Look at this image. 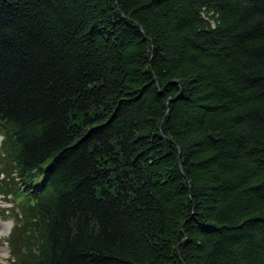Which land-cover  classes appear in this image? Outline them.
I'll return each instance as SVG.
<instances>
[{
	"label": "trees",
	"instance_id": "trees-1",
	"mask_svg": "<svg viewBox=\"0 0 264 264\" xmlns=\"http://www.w3.org/2000/svg\"><path fill=\"white\" fill-rule=\"evenodd\" d=\"M0 134L11 264H264V0H0Z\"/></svg>",
	"mask_w": 264,
	"mask_h": 264
},
{
	"label": "rangeland",
	"instance_id": "rangeland-1",
	"mask_svg": "<svg viewBox=\"0 0 264 264\" xmlns=\"http://www.w3.org/2000/svg\"><path fill=\"white\" fill-rule=\"evenodd\" d=\"M0 144H1V140H0ZM1 197L2 196L0 195V198ZM3 205H5V203H3ZM6 205L12 206L13 202L6 203ZM10 212H11L10 210L9 211H5L4 209L0 210V221L7 222V223L11 224V226L8 229L7 233L2 234L0 232V264H11L10 260H11L12 253L10 254V252H11V249L9 247L10 244L8 246V241L7 240H8V237L10 235L11 229L13 228V226L16 223H15L14 218L11 217V213Z\"/></svg>",
	"mask_w": 264,
	"mask_h": 264
},
{
	"label": "bare ground",
	"instance_id": "bare-ground-1",
	"mask_svg": "<svg viewBox=\"0 0 264 264\" xmlns=\"http://www.w3.org/2000/svg\"><path fill=\"white\" fill-rule=\"evenodd\" d=\"M10 226H11V224L7 223V222L6 223H0V230L4 229V231H2L1 233L2 234L7 233L8 229L10 228Z\"/></svg>",
	"mask_w": 264,
	"mask_h": 264
},
{
	"label": "water",
	"instance_id": "water-1",
	"mask_svg": "<svg viewBox=\"0 0 264 264\" xmlns=\"http://www.w3.org/2000/svg\"><path fill=\"white\" fill-rule=\"evenodd\" d=\"M212 139H216L217 133H210Z\"/></svg>",
	"mask_w": 264,
	"mask_h": 264
}]
</instances>
